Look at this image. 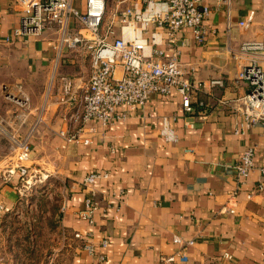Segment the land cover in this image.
I'll list each match as a JSON object with an SVG mask.
<instances>
[{"label": "crops", "instance_id": "crops-1", "mask_svg": "<svg viewBox=\"0 0 264 264\" xmlns=\"http://www.w3.org/2000/svg\"><path fill=\"white\" fill-rule=\"evenodd\" d=\"M109 2L107 16L115 0ZM206 2L212 11L205 41L190 28L177 41L187 77L195 86L207 82L194 110L184 108L177 90L154 92L135 109L117 106L118 114L127 110L125 117L108 124L89 120L97 131L85 143L61 134L77 133L82 122L72 118L79 104L59 97L66 80L75 87L88 81V53L66 48L56 66V29L17 34L21 12L14 0H0V258L2 226L22 198L19 174L7 178L6 167L18 142L27 140L31 165L62 177L67 190L59 220L65 238L50 264H157L189 239L188 260L175 264H264V122L244 128L241 97L252 86L237 78L254 60L264 67V50L241 51L245 41L264 38V0ZM74 4L85 9V0ZM72 23L74 34L79 24ZM152 31L144 36L164 47V29ZM132 32V25L123 31L126 37ZM213 78L224 84L209 86ZM7 92L28 103L20 105ZM250 147L256 167L240 176L234 164ZM93 172L103 175L86 185L84 177ZM90 194L99 205L93 222L81 215Z\"/></svg>", "mask_w": 264, "mask_h": 264}, {"label": "built area", "instance_id": "built-area-1", "mask_svg": "<svg viewBox=\"0 0 264 264\" xmlns=\"http://www.w3.org/2000/svg\"><path fill=\"white\" fill-rule=\"evenodd\" d=\"M74 1L14 0L16 9L21 12L20 25L15 28L17 34L39 36L47 29H56V66L66 48H84L91 59L92 72L88 81L75 87L71 80H66L63 95L59 97L61 102H76L80 106L72 115L74 120L82 122L78 132L70 134L61 130L67 140L90 143L97 127L87 125L89 120L96 119L108 124L115 117H125L127 110L143 105L154 92L168 95L177 90L182 96L184 108L194 110L193 102L198 91L205 88L207 82L195 86L187 77L177 41L185 28L191 29L198 42L205 41L208 32L205 22L212 11L206 0H115L109 16V0H85L84 10L76 7ZM218 1L230 5L235 0ZM160 3L165 6L158 9L156 6ZM73 19L79 24L74 34L70 33ZM246 23L247 19L239 21L242 26ZM130 25L133 28L132 36L126 37L123 31ZM155 28L164 29V47L153 45L156 40L154 36L151 41L144 36V33ZM262 50L264 38L245 41L241 46L243 52ZM237 78L248 81L252 86L241 97L244 104L243 126L250 128L257 122H264V67L254 60L238 71ZM208 84L223 85L224 81L213 78ZM7 96L22 106L28 103V98L24 96L11 92H7ZM221 101L227 102L225 99ZM119 105H124L127 110L118 114L116 107ZM200 113L201 118L205 117L203 112ZM17 145L19 149L6 167V177L19 174L18 189L23 195L32 184L42 180L44 172L27 163L30 160L29 142L22 140ZM234 167L240 176L248 175L256 167L254 148L246 149ZM259 169L264 176V165ZM102 175L99 172L90 173L83 182L92 184ZM44 177L48 175L44 173ZM259 187L262 188L263 183ZM98 206L91 194L86 196V209L81 215L93 222V212ZM76 236H80V233H76ZM181 240L179 236L175 237V241ZM192 243L193 240L189 239L175 253L162 255L157 264L187 261L189 255L186 247ZM225 256L229 257L230 254L225 253Z\"/></svg>", "mask_w": 264, "mask_h": 264}, {"label": "rangeland", "instance_id": "rangeland-1", "mask_svg": "<svg viewBox=\"0 0 264 264\" xmlns=\"http://www.w3.org/2000/svg\"><path fill=\"white\" fill-rule=\"evenodd\" d=\"M42 175L4 221L0 264H50L57 259L65 238L59 220L67 190L62 177Z\"/></svg>", "mask_w": 264, "mask_h": 264}]
</instances>
